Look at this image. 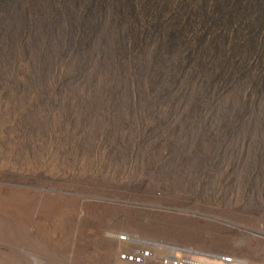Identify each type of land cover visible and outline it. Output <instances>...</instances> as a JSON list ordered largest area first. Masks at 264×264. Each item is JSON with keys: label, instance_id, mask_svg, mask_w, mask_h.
Returning <instances> with one entry per match:
<instances>
[{"label": "rangeland", "instance_id": "rangeland-1", "mask_svg": "<svg viewBox=\"0 0 264 264\" xmlns=\"http://www.w3.org/2000/svg\"><path fill=\"white\" fill-rule=\"evenodd\" d=\"M139 247L264 264V0H0V264Z\"/></svg>", "mask_w": 264, "mask_h": 264}, {"label": "built area", "instance_id": "built-area-1", "mask_svg": "<svg viewBox=\"0 0 264 264\" xmlns=\"http://www.w3.org/2000/svg\"><path fill=\"white\" fill-rule=\"evenodd\" d=\"M122 239H128L127 235H122ZM153 255L152 250L150 248L139 247L134 249L131 252L123 253L121 255V259L127 262L132 263H144L147 259H149ZM230 257H225L224 261H231ZM161 264H197L196 262L187 259L185 257L176 256L174 254L164 255L161 258Z\"/></svg>", "mask_w": 264, "mask_h": 264}, {"label": "crops", "instance_id": "crops-1", "mask_svg": "<svg viewBox=\"0 0 264 264\" xmlns=\"http://www.w3.org/2000/svg\"><path fill=\"white\" fill-rule=\"evenodd\" d=\"M122 234H124V233L117 234V235H115V237L118 238V239L123 240V239L121 238ZM167 248L171 249L172 253H174L175 251L181 249V248H179L178 246H174V245H167ZM194 252H196V251H194ZM164 255H167V254H164ZM222 259H224V258H222ZM116 263H117V262H116ZM125 263H127V264H131L130 262H125Z\"/></svg>", "mask_w": 264, "mask_h": 264}]
</instances>
